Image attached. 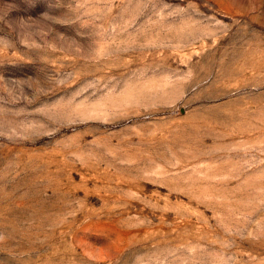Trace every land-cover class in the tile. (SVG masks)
I'll return each mask as SVG.
<instances>
[{
  "label": "rangeland",
  "instance_id": "1",
  "mask_svg": "<svg viewBox=\"0 0 264 264\" xmlns=\"http://www.w3.org/2000/svg\"><path fill=\"white\" fill-rule=\"evenodd\" d=\"M0 264H264V0H0Z\"/></svg>",
  "mask_w": 264,
  "mask_h": 264
}]
</instances>
